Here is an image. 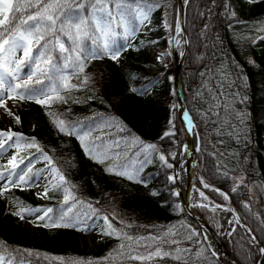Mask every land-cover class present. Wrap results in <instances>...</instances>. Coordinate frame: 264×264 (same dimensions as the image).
Wrapping results in <instances>:
<instances>
[{"label":"trees","instance_id":"16d2710c","mask_svg":"<svg viewBox=\"0 0 264 264\" xmlns=\"http://www.w3.org/2000/svg\"><path fill=\"white\" fill-rule=\"evenodd\" d=\"M15 2V0H14ZM53 2V0H47ZM61 3L64 0H60ZM154 4L163 5V10L153 9L149 14L150 31L141 26L139 30L145 32L143 38H127L135 48L140 50H128L122 52L120 63H115L108 58L85 60V72L78 76L73 75V69L61 67L62 61L57 60V66L61 67L60 73L54 69L52 75H66L69 84H80L85 75L89 77L86 86L61 91V95L70 96L67 104L53 103L48 107L37 106L34 102L8 99L16 113L12 127L16 133L23 134L28 141L36 138L35 144L28 147L22 141L15 147L17 168L0 159V173L20 171L24 169L29 176L41 168L36 160L43 149L51 158L50 169L54 166L60 174L65 176V182L57 179L44 187L48 189L49 196L45 201L38 199L33 191V183L20 186L0 181V256H4L6 262L11 264H63V262L81 261L83 264H221L208 249L199 225L184 211L180 197L172 195L177 192L176 182L168 181L169 175H174V168L178 162L180 145L183 140V132L175 105L173 94L172 62L167 66H159L158 72H151L147 64L151 60L149 54L150 41L157 47H167L171 51L168 41L171 39L169 31L163 27V20L172 22L174 29L173 12L176 10L175 0H152ZM228 3L231 7L228 16H224L222 7ZM113 10V27H116L118 35L115 37L117 45L125 44L126 31L118 27L119 15L115 13V4L108 5ZM34 12L33 10H29ZM235 13V18L232 16ZM198 13H203L202 16ZM75 15V14H73ZM236 3L234 0H192L191 5L185 6L184 28L188 43L184 59L179 70L180 84L183 99L187 110L192 115L197 128L198 149L196 152L197 172L209 188L202 187L198 178L194 179L206 193L216 202H231L241 223L255 234L256 243L264 247V133L259 130L255 121L254 109L257 108V95L259 84L262 80H253L256 76L254 68L246 66L233 52L226 40V27L236 20ZM129 24L136 27V21L129 16ZM162 22V25H160ZM19 23V22H17ZM205 25L209 28L206 30ZM75 36L76 30L71 29ZM137 34L138 31L132 32ZM98 44L102 45L99 32L96 33ZM45 39L54 40L49 36ZM65 46L70 47L71 42L67 36H61ZM143 42V43H141ZM33 53H36V44L33 40ZM44 41H41L43 44ZM81 43L90 48L91 41L81 37ZM59 54L58 47L53 52L54 58ZM67 55V54H66ZM198 57H204L201 61ZM22 58V57H21ZM45 66V65H42ZM28 68H22L21 75L26 74ZM200 73H204L201 76ZM253 78H252V76ZM10 83H15L11 77H6ZM50 81H45V86H51ZM223 84V87L221 85ZM229 84L233 87L228 88ZM59 87V82H57ZM148 88L146 94H139L132 89ZM224 92L226 95L221 96ZM197 93L200 97L197 98ZM232 93H238L233 100ZM92 99H88V97ZM247 99H244V97ZM8 97V93H7ZM219 97V99H216ZM79 103H73V101ZM218 103H226L240 116L222 114L221 121H230L231 127L223 123H215L214 113L221 111L216 108ZM211 109V111H208ZM48 112L63 113L60 117L71 125H76L78 131L80 124L91 120L93 117H104L111 123L113 131L126 141L121 145V152L140 150L143 145L154 143L157 151L152 153L153 164L148 165L141 177L147 181V186L129 182L126 178L106 173V164H97L86 158L80 143L73 136H67L55 129L51 123ZM205 114L202 118L201 114ZM17 117L19 120H17ZM169 120L173 123L169 124ZM30 126V128H28ZM0 128L3 125L0 121ZM123 128V132L118 130ZM175 131V136L161 141L160 137L165 131ZM97 130L93 135H100ZM220 132V135H217ZM239 134V140L236 135ZM16 138V136H15ZM139 138V139H137ZM17 139V138H16ZM222 141V143H221ZM178 153L173 169L164 167L156 157L160 151ZM29 158H33L28 164ZM24 160V164L20 161ZM136 157L132 156L129 164L134 166ZM118 163V162H117ZM30 169V171H29ZM236 170V171H233ZM228 174L225 178L224 174ZM245 174V187L236 194L230 189L235 187L234 179ZM22 174V173H21ZM12 179L18 180L17 176ZM247 182H256L261 187L259 205H250L248 201ZM5 185H7L5 187ZM59 185V187H57ZM219 191H212L211 189ZM67 189V192L65 191ZM151 191L158 192L153 197ZM229 196L225 200L219 192ZM71 194L79 203L76 209L95 216V222H88L92 226L100 224V238L97 241L99 251L89 254L80 243V234L84 232L72 229H57L44 227L36 218L33 221L35 231H31L25 224L20 214L28 209L36 207L52 208L50 214L55 217L66 207L64 196ZM72 201L70 200V203ZM247 204L248 207L244 205ZM89 205L92 208L89 209ZM179 205V207H177ZM197 214L215 231L218 230L217 212L205 205H195ZM75 210V209H74ZM17 213V215H13ZM108 216L115 231L112 235H102L101 232L109 231L103 218ZM230 229H233L230 233ZM163 231L182 233L179 247L188 249L181 255L180 261L171 259H154L141 262L131 260L127 253L133 255L147 253L136 245L134 238L149 237L161 234ZM191 230L199 233L191 241L188 234ZM227 245L232 257L239 264H264V255L247 237L243 226H236V220L226 234ZM148 241H141L147 243ZM164 250H167L165 247ZM63 258V261L54 259Z\"/></svg>","mask_w":264,"mask_h":264},{"label":"snow or ice","instance_id":"6c2138e0","mask_svg":"<svg viewBox=\"0 0 264 264\" xmlns=\"http://www.w3.org/2000/svg\"><path fill=\"white\" fill-rule=\"evenodd\" d=\"M179 7L173 12L175 26L173 31V24L168 20H163V27L165 30L169 31L171 39L168 41L171 51L161 52L155 57L157 63L161 61L162 58H167L172 55L177 47L182 44V38L186 35L184 28L185 20V6L191 5L192 0H177ZM249 4H255L257 0H246ZM115 4V13L119 15L120 28L125 31L136 32L141 26L146 24V31H150V17L149 14L155 8L157 10H163V5L154 4L152 0H64L63 3L60 0H53V2H47V0H0V105H4L5 102V92L8 93V99H19L20 101L34 102L37 106L48 107L53 103L57 104H67L68 100L71 99L70 96L61 95V91L67 92L69 89H75L79 87L86 86L89 82V77L87 75L80 81V84H69V77L66 75H56L53 76L52 70L54 69L57 73H60L61 67L64 69L72 68L73 75L78 76L80 73L85 72V63L87 59L97 60L102 58H108L115 63H120V57L122 52L128 50H140L131 45V43L126 39L125 44L117 45L115 37L118 35L116 27H113V10L108 8V5ZM215 6V0H213ZM222 7L225 9L223 15L228 16L230 5L224 3ZM30 12L29 10H33ZM75 14V15H73ZM202 16L203 13H198ZM129 16L136 21V27H132L129 24ZM233 18H235V13L232 12ZM19 22V23H17ZM236 23L240 21L235 20ZM209 28L205 25V29ZM71 29L76 30V35L74 36ZM103 34V44H98L96 33ZM67 36L68 41L71 42L70 47L65 46V42L62 41L61 36ZM55 37L52 39H45V37ZM81 37H86L91 41L90 48H86L81 43ZM33 40L37 46L36 53H33ZM41 41H44L41 44ZM143 43V42H141ZM150 44H155L157 41H150ZM188 41L183 40V45L185 50L188 46ZM58 47L59 54L54 58L53 52ZM22 50V58L17 59L14 53ZM67 54V55H66ZM179 55L184 56L185 51H181ZM201 61L204 57H198ZM57 60L62 61L61 67L57 66ZM248 64L254 63L253 60L249 59ZM45 65V66H42ZM22 68H28L29 71L24 75H21ZM204 76V73H200ZM6 77H11V80L15 83H10ZM174 79V78H172ZM45 81H50L51 86L46 87ZM57 82H59V87H57ZM223 87V84L221 85ZM233 87V84H229L228 88ZM133 92L139 93L141 95L148 92V88L144 89H132ZM173 94H175L173 92ZM197 98L200 97V93H197ZM221 96L226 95V93L221 92ZM233 100L238 95V93H232ZM92 99V97H88ZM216 99H219L217 97ZM244 99H247L245 96ZM73 103H79V101H73ZM177 107L176 105L173 108ZM216 108L221 111L214 113L216 116L215 123H223L225 126L231 127L230 121H221L220 117L222 114L236 115L240 116L242 119V114L234 112V109L226 103H218L215 105ZM208 111H211L209 109ZM10 114V113H9ZM50 116L51 123L54 125L55 129L60 133L75 137L81 145V148L86 156V158L91 159L97 164H106V162L117 161L107 163L104 168L106 173H115V175L122 178H126L129 182H135L140 186H147V181L141 177V173L145 171L146 166L153 164L152 153L156 152L157 145L154 143L143 145L140 150L133 151L129 148L128 152H121V145L125 143L123 137L114 132L113 125L106 122L104 117H93L90 122L85 121L80 124V130L76 125H71L68 121L61 119L60 117L63 113L57 114L56 112H48ZM202 118L205 114H201ZM17 120L19 118L17 117ZM182 120L184 121V129L187 132H192L193 129L197 128L192 115L189 111L185 110L182 112ZM173 122L169 120V124ZM97 130H101L100 135H93ZM119 132H123L124 129L120 128ZM175 131L169 130L165 131L160 137L161 141L168 140L175 136ZM217 132V135H220ZM13 135L16 136V146L19 147L21 142L24 141L28 147H32L35 144L36 138L32 137L30 141L27 140L23 134L10 133V132H0V136H6L8 141L13 139ZM237 140H239V134L236 135ZM139 139V138H137ZM222 143V141H221ZM4 142H0V151L4 149ZM38 151L44 160H47L49 164L52 163L51 158L48 156L43 149ZM178 153L160 151L156 159L166 167L167 169H173L174 164L169 162L170 160H175ZM136 157V163L134 166L129 164L131 157ZM13 156L12 160L8 161L12 169L15 170L17 165L13 163L15 160ZM33 158H29L28 164H31ZM25 161L21 160L20 164H24ZM48 169H41L38 171L34 177L29 176L28 172L24 169L20 171H10L0 173V181L7 180L16 186L22 184H29L31 181L35 183L39 180L40 176L46 172ZM30 171V169H29ZM236 171V170H233ZM22 173V174H21ZM52 181H56L57 176L61 184L65 182V176L58 172L56 167L51 168ZM13 176H17L18 180L12 179ZM225 178H228V174H224ZM178 174L176 176L169 175L167 177L168 181L175 183ZM47 178V177H45ZM245 174L241 173L238 178H233L235 187L230 189L231 193L236 194L239 189L245 187ZM202 187L209 188V185L204 181H201ZM7 185H5L6 187ZM31 186V184H29ZM59 187V185H57ZM212 191H219L217 189H211ZM67 192V189H65ZM225 200L229 199V196L224 192H219ZM45 198L49 196L48 189L41 193ZM150 195L153 197L158 195V192L151 191ZM172 195L179 196V192H173ZM200 197L205 200L207 197L203 191L199 192ZM64 203L66 207L62 209L55 217L50 214L53 212L52 208H32L28 209L26 213L20 214V218L24 219L25 215L32 216L34 213H41L36 217L38 226L43 223L44 227L51 225L53 228H63L72 229L75 231H80L87 233L91 231L92 224L88 221L92 220L95 222V216L89 215L87 212H81L76 209V204L79 203L75 197L71 194H66L64 196ZM70 200L72 201L70 203ZM248 207L247 204L244 205ZM89 209L92 205L88 206ZM179 207V205H177ZM216 207H221L217 205ZM75 209V210H74ZM227 210V209H225ZM17 215V213H13ZM104 223L107 225L109 231L101 232L102 235H112L115 229H113L112 222L108 216L103 218ZM229 224L232 223L231 220L228 221ZM240 221H236V226H240ZM234 231L230 229V233ZM195 230H191L188 234V240L191 241L194 237L198 236ZM248 235L251 237L253 243L256 242L255 234L252 230H248ZM182 233L179 231H163L161 234L152 235L149 237H139L134 238L129 236V240L136 239V245L138 248L144 249L147 253L145 256L142 253H137L133 255L131 252L127 253V256L131 260H139L141 262L154 259L161 260H175L180 261L181 255L184 252L189 251L188 249H182L179 247L182 240ZM141 241H148L147 243H141ZM165 247L167 250H164ZM259 251L264 255V247L259 248ZM56 260L63 261L61 257H55ZM0 264H11V261L5 260L4 256H0ZM63 264H83L81 261H71L63 262ZM91 264V262H88Z\"/></svg>","mask_w":264,"mask_h":264},{"label":"rangeland","instance_id":"374dc122","mask_svg":"<svg viewBox=\"0 0 264 264\" xmlns=\"http://www.w3.org/2000/svg\"><path fill=\"white\" fill-rule=\"evenodd\" d=\"M234 1L236 3V13L238 17L236 20L240 21V23H236L234 20L226 27V40L229 43L233 52L238 57V59H240L246 66L254 68L255 70L254 74L256 76L253 78L251 74L253 80H257V79L262 80L259 84V88H258L259 91H256L257 108L254 109V115L259 130L262 133H264V0H257L255 4H249L246 2V0H234ZM160 25H162V22H160ZM99 34L101 41L103 43L104 42L103 34L102 33ZM144 36H145V32H143L142 30H138L137 34H133L130 31H126L125 40L127 38L135 39L136 37L138 39L139 38L141 39ZM179 50L180 47H177L175 54L176 58H178ZM162 51L168 52L169 50L167 49V47L161 48L151 44L149 45V54L151 60L148 62L147 67L153 73L158 72L159 66H167L169 62H172V55L168 56L166 59L162 58L159 63L156 62L155 57L159 55ZM14 56L17 59H19L22 56V50L15 52ZM249 59L253 60L254 63L248 64L247 61ZM15 118H16V113L13 109V106L11 105L10 101L7 98V92H5L4 105H0V121L3 125V128H0V132L16 133L12 127ZM28 128H30V126H28ZM0 142H4L5 144L4 149L0 151V159L8 163V161L12 160L13 158V150L16 143L15 135H13V139L11 141H8L6 136H0ZM181 153L182 151L180 149L179 156ZM36 160L39 161L41 164V168L38 171H40L41 169H45L46 167L48 169L40 176L39 180L33 183L34 193L37 195L39 200L45 201L46 198L40 194L44 192V187L48 185L50 181H52V173L50 167L48 166L47 160H44L41 157L40 153L36 156ZM13 163L16 164V160H14ZM10 171L12 170L10 169L7 172ZM197 178L201 184V177L199 176V174ZM196 186L199 187L200 185L196 184ZM247 187H248L247 203L250 205H257V204L259 205L258 200L261 197L260 185L256 182H247ZM39 208L42 207L39 206ZM209 208L213 210L215 209L214 207L211 206ZM224 210L223 208L216 209L217 217H218V232L226 236V233L228 232L229 228L232 226L234 222V217L229 212ZM40 214L41 213H34L30 217L25 215L23 221L31 231H35L33 221ZM229 220L232 221L231 224H229L228 222ZM100 224L96 226H92L91 231L79 235L80 243L83 246H85L89 254H96L99 251V246L97 245V241L100 238V229H99ZM24 264H29V263H24Z\"/></svg>","mask_w":264,"mask_h":264},{"label":"water","instance_id":"95a60500","mask_svg":"<svg viewBox=\"0 0 264 264\" xmlns=\"http://www.w3.org/2000/svg\"><path fill=\"white\" fill-rule=\"evenodd\" d=\"M176 2V9L179 7V4L177 2V0H175ZM175 26V23H174ZM174 31V29H173ZM186 39V35L182 38V45L180 47L179 53L181 51H186L183 45V40ZM176 49L172 54V72H173V88H174V96H175V105L177 107L176 108V112L178 115V120L180 122L181 125V129L183 132V141L181 143L180 149H183V152L185 154V160L186 163L188 165V179H187V183H186V187L183 191V193L180 192L179 188H178V184H177V179H176V186H177V190L179 192V197H180V201L182 204V207L184 209V211L200 226L201 231H202V235L204 237V240L208 246V248L210 249V251L213 253V255L217 258V260L221 263V264H226L223 263L212 251V249L210 248L209 244L206 241L205 238V233L208 234V236L213 240V242L217 245L218 249L224 253L227 257V264H239L231 255V252L226 244V241H224L220 235V233L218 231L213 230L197 213L196 211L193 209L190 210L187 208V204L190 200L191 197V192H192V188L195 185L194 183V179L197 176V170H196V162L193 163L192 162V158H191V147H190V132L185 131L184 129V121L182 120V112L187 110L185 103H184V99H183V93H182V89H181V84H180V76H179V70L180 67L182 65L184 56H181L178 54V58L176 59ZM188 111V110H187ZM196 132V130H195ZM197 135V133H196ZM198 149V137H197V147H196V152ZM195 157H196V153H195ZM175 176H176V167H175ZM212 200V199H211ZM213 202H215L214 200H212ZM216 203V202H215ZM197 204H202V205H207L206 203H197ZM221 206H223L225 209H227L229 211V213L234 217V219L239 220L232 204L230 203V201H228L226 204H221ZM240 221V220H239ZM242 224V223H241ZM243 225V224H242ZM246 235L249 237L250 241L251 237L248 235V228L243 225ZM253 243V242H252ZM258 249L261 248L260 245L258 243H253ZM257 264V263H256Z\"/></svg>","mask_w":264,"mask_h":264},{"label":"bare ground","instance_id":"6f19581e","mask_svg":"<svg viewBox=\"0 0 264 264\" xmlns=\"http://www.w3.org/2000/svg\"><path fill=\"white\" fill-rule=\"evenodd\" d=\"M179 47H181V45ZM190 147H191L192 162L195 163L196 162L195 153H196V147H197V135H196L195 129H193V131L190 132ZM181 151H182V153L179 156L178 165L176 168V175L178 174V177H177L178 188H179L180 192L183 193V191L186 187L189 171H188V165H187L186 160H185V154L183 152V149ZM200 191H203L200 187H198L196 185L193 186L192 192H191V197H190V200L187 204L188 209L193 211L194 205L197 203H207L208 205H210L212 207H216L217 205H219V204L213 202L210 199V197L204 191L203 192L205 193V196L207 197V199L205 200L204 198L200 197V195H199ZM216 208H223V210L225 209L223 206L216 207ZM226 211L229 212L228 210H226ZM205 235H206L207 243L209 244V246L212 249V251L214 252V254L223 263L227 264L228 262H227L226 255L218 249L217 245L213 242V240L208 236L207 233H205ZM220 235H221L222 239L225 241V236L221 233H220Z\"/></svg>","mask_w":264,"mask_h":264}]
</instances>
